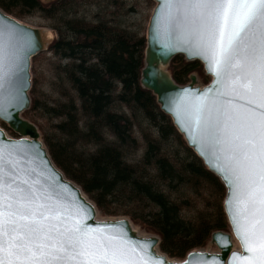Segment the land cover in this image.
<instances>
[{
    "label": "trees",
    "instance_id": "obj_1",
    "mask_svg": "<svg viewBox=\"0 0 264 264\" xmlns=\"http://www.w3.org/2000/svg\"><path fill=\"white\" fill-rule=\"evenodd\" d=\"M0 9L15 19L36 13L56 35L46 52L50 77H33L23 116L37 123L55 166L98 211L159 236L160 251L175 260L228 231L222 185L139 85L145 36L120 24L131 7L123 0H0ZM171 70L178 84L192 72L207 83L198 63L176 58Z\"/></svg>",
    "mask_w": 264,
    "mask_h": 264
},
{
    "label": "water",
    "instance_id": "obj_2",
    "mask_svg": "<svg viewBox=\"0 0 264 264\" xmlns=\"http://www.w3.org/2000/svg\"><path fill=\"white\" fill-rule=\"evenodd\" d=\"M152 2L154 8L145 31L139 85L142 90L151 93L160 112L171 120L187 148L225 189L223 212L229 230L211 234L208 246L215 247L216 251L211 252L208 247L206 250H193L182 260L168 258L159 249L161 240L158 236L140 233L125 217L102 218L82 189L55 166L37 126L23 117L32 105V59L47 52L54 40L48 29L29 26L1 9L0 32L4 33L5 54L3 86L0 87V122L18 138L6 136L0 128V149L6 157L10 155L13 161H19V168L30 172L34 178L38 176L53 196L77 213L75 218L69 219L70 225L79 219L81 228L90 235L103 233L113 237L112 243L125 248L136 261L146 253L164 264H249L244 258L252 257L253 253L245 251L237 231L239 228L243 235L242 226L246 223L241 203L244 190L238 187L230 170V167H235V162L227 159L231 155L230 145L223 142L227 140L223 132L225 125L230 131L234 124V121L226 120L223 113L238 105L247 106L245 100L233 98L230 87L231 81L236 76L243 77L247 69L245 66L227 68L217 76L210 71V61L193 54L194 46L200 43L201 33L206 31L207 19L194 15L191 9L177 11L170 7L172 0ZM257 33L258 28L253 26L249 36ZM176 57H182L186 63L201 64L205 76L210 79L209 83L201 86L197 76L191 74L187 84H177L169 71ZM239 59L243 61V53ZM197 107L202 108L199 126L195 123ZM213 130L215 136L210 135ZM218 140L221 142L217 143Z\"/></svg>",
    "mask_w": 264,
    "mask_h": 264
},
{
    "label": "snow or ice",
    "instance_id": "obj_3",
    "mask_svg": "<svg viewBox=\"0 0 264 264\" xmlns=\"http://www.w3.org/2000/svg\"><path fill=\"white\" fill-rule=\"evenodd\" d=\"M170 7L191 9L207 19L193 54L210 61V71L219 76L227 68L247 69L230 84L233 98L245 100L247 106L223 113L234 121L230 131L225 125L223 142L230 145L227 159L235 162L230 170L244 190L246 223L243 235L237 231L245 251L253 253L244 259L264 264V0H172ZM253 26L258 33L250 37ZM4 54L0 32V87ZM201 111L195 109L198 126ZM210 135L215 136V130ZM18 165L0 149V264H164L146 253L134 260L112 243L113 237L84 231L79 219L70 225L77 213Z\"/></svg>",
    "mask_w": 264,
    "mask_h": 264
},
{
    "label": "rangeland",
    "instance_id": "obj_4",
    "mask_svg": "<svg viewBox=\"0 0 264 264\" xmlns=\"http://www.w3.org/2000/svg\"><path fill=\"white\" fill-rule=\"evenodd\" d=\"M54 0H51L50 2H52ZM124 1V7H126V9H128L129 7L132 8V12L126 14V15H121L120 16V24L123 26V27H127V28H130L132 29L133 31H137L139 32L142 36H145V31H146V27H147V24H148V20H149V17L151 15V12L154 8V3L152 2V0H123ZM50 2H46L44 0H42V3L43 4H48ZM90 10L91 13H96L97 10H96V7L93 8H88ZM29 26H32V27H40V28H45V29H48L52 35V40H55L56 39V35L54 34V32L49 28L48 26V23L44 20H42L40 18V16L36 13H33L31 14L30 16H26L24 18H21L20 19H17ZM39 55H42L40 56L37 60H35L34 62H32V68H31V74H32V79L33 77L34 78H48L50 77V73H49V69L46 65L47 63V59H51V55L49 53H42V54H39ZM43 55H46V56H43ZM42 57H46V61H43L42 64H40V59ZM177 59H182L184 61V59L182 57H176ZM175 58V59H176ZM185 62V61H184ZM186 63V62H185ZM194 63H197V62H194ZM199 64V63H198ZM172 65V63H171ZM171 65H170V68H169V71L172 75V70H171ZM201 66V64H199ZM202 68V66H201ZM203 76L207 79V83H203L202 82V77L199 76V74L197 72H192L191 74H195L197 76V79H198V83L199 85L201 86H206L210 79L208 77L205 76L204 72H203V68H202V72ZM189 74L188 77L191 75ZM188 77L186 79L185 82L179 84V85H185L189 82L188 80ZM43 81V79H42ZM178 84V83H177ZM44 92L48 93V88H47V85H45L44 81H43V86H42ZM26 120H28L29 122L33 123L32 121H30V119H28V117L26 116H23ZM167 117V116H166ZM169 119V118H168ZM170 120V119H169ZM171 121V120H170ZM34 125L37 126L39 132H40V129L37 125V123H33ZM0 128H2L4 130V132L6 133V136L10 137V138H18L16 135H14L3 123L0 122ZM176 131V130H175ZM41 134V132H40ZM181 137V136H180ZM41 138H42V134H41ZM182 139V137H181ZM183 141V139H182ZM184 142V141H183ZM185 144V142H184ZM186 145V144H185ZM187 147V146H186ZM190 150V149H189ZM191 151V150H190ZM195 155V154H194ZM203 164V163H202ZM204 166V165H203ZM207 170V169H206ZM213 175V174H212ZM219 181V180H218ZM220 182V181H219ZM221 184V183H220ZM222 185V184H221ZM223 187V186H222ZM224 189V187H223ZM224 196H225V189H224ZM224 200V198H223ZM223 200H222V209H223ZM98 210V209H97ZM100 213V216L102 218H120L121 216L119 217H108V216H105L103 215L100 211H98ZM224 213V212H223ZM225 215V214H224ZM125 218H128L129 217H126V216H123ZM131 221V220H130ZM132 222V221H131ZM133 226L142 234L144 235H155L145 229H143L140 225H137V224H134L132 223ZM228 225V224H227ZM228 230H229V227H228ZM228 232V231H227ZM157 236V235H156ZM159 237V236H158ZM210 240V239H209ZM209 243V241H208ZM208 243L207 245L202 248V249H198V250H206L209 246H208ZM209 251L211 252H214L216 251V248L213 247V246H210L209 247ZM175 260V259H174Z\"/></svg>",
    "mask_w": 264,
    "mask_h": 264
},
{
    "label": "bare ground",
    "instance_id": "obj_5",
    "mask_svg": "<svg viewBox=\"0 0 264 264\" xmlns=\"http://www.w3.org/2000/svg\"><path fill=\"white\" fill-rule=\"evenodd\" d=\"M51 37H50V35L48 36V39H50Z\"/></svg>",
    "mask_w": 264,
    "mask_h": 264
}]
</instances>
